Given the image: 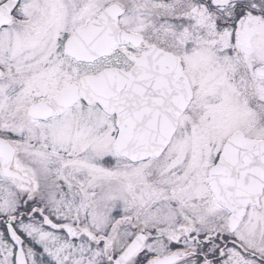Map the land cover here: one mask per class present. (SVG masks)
<instances>
[{"label": "snow or ice", "instance_id": "snow-or-ice-1", "mask_svg": "<svg viewBox=\"0 0 264 264\" xmlns=\"http://www.w3.org/2000/svg\"><path fill=\"white\" fill-rule=\"evenodd\" d=\"M0 264H264V0H0Z\"/></svg>", "mask_w": 264, "mask_h": 264}]
</instances>
